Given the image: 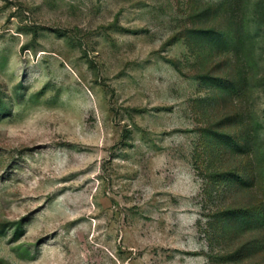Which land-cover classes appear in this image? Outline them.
Masks as SVG:
<instances>
[{
	"label": "rangeland",
	"instance_id": "obj_1",
	"mask_svg": "<svg viewBox=\"0 0 264 264\" xmlns=\"http://www.w3.org/2000/svg\"><path fill=\"white\" fill-rule=\"evenodd\" d=\"M0 264H264V0H0Z\"/></svg>",
	"mask_w": 264,
	"mask_h": 264
}]
</instances>
